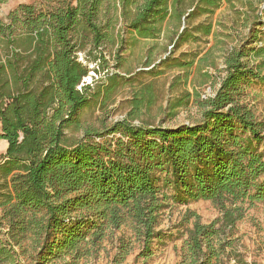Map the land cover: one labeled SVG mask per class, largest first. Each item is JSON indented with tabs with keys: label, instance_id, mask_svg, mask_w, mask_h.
Returning <instances> with one entry per match:
<instances>
[{
	"label": "trees",
	"instance_id": "16d2710c",
	"mask_svg": "<svg viewBox=\"0 0 264 264\" xmlns=\"http://www.w3.org/2000/svg\"><path fill=\"white\" fill-rule=\"evenodd\" d=\"M241 1L56 0L46 10L20 4L0 21V264H79L120 231L149 259L172 238L160 229L164 212L198 201L222 215L208 225L195 218L182 263L256 264L229 236L242 216L235 205L264 203V120L244 100L252 85L264 86V0H255L262 8L251 24L261 31L251 26L224 55L225 75L211 98L198 99L196 123L124 120L75 142L64 134L89 103L90 87L78 89L88 70L77 55L102 59L117 24L135 40H155L165 25L200 19L190 34L176 33L179 44L196 42L212 34L209 20L223 4ZM119 241L117 263L129 253Z\"/></svg>",
	"mask_w": 264,
	"mask_h": 264
},
{
	"label": "rangeland",
	"instance_id": "374dc122",
	"mask_svg": "<svg viewBox=\"0 0 264 264\" xmlns=\"http://www.w3.org/2000/svg\"><path fill=\"white\" fill-rule=\"evenodd\" d=\"M20 4L46 10L55 6L56 0H6L0 3V21L5 22L7 15ZM261 8L255 0H242L230 6L223 4L209 20L212 34L185 44L177 42L176 33L185 29L190 34L192 25L200 19L190 24L183 22L180 26L165 25L161 36L155 40H135L123 23L117 24L114 46L99 49L102 59L90 61L95 53L86 59L83 54L77 55L78 62L88 70L78 89L90 87L89 103L64 130L66 139L75 142L84 138L85 130L104 131L124 120L134 125L167 128L196 123L201 115L198 99L207 100L215 94L225 75L224 55L249 36L251 24ZM251 28L254 32L261 31L260 26ZM244 100L257 119L264 120V86L252 85L245 91ZM138 101L140 108L134 110ZM5 149L6 143L0 141V158ZM225 206L230 207L227 203ZM235 206L241 207L242 216L229 240L243 260L264 264V203ZM221 215L220 206L211 201L172 206L164 212L160 225L172 238L163 246L154 245L149 259L141 257L139 241L130 233L120 231L105 241L93 258L79 264H183L182 247L195 218L202 225H208ZM120 239L129 244V253L117 263ZM228 252L224 255L231 257ZM222 260L224 264H233V260L223 257Z\"/></svg>",
	"mask_w": 264,
	"mask_h": 264
}]
</instances>
